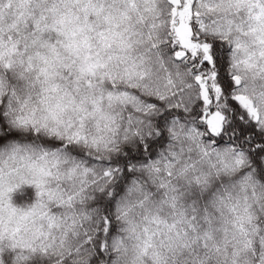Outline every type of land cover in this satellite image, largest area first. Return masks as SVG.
I'll return each mask as SVG.
<instances>
[{"label":"clouds","instance_id":"1","mask_svg":"<svg viewBox=\"0 0 264 264\" xmlns=\"http://www.w3.org/2000/svg\"><path fill=\"white\" fill-rule=\"evenodd\" d=\"M156 2L162 4L163 0ZM0 4L4 5L0 8L4 51L0 82L8 95V100L0 96V105L10 101L13 117L37 121L52 108L55 115L48 119L49 127H60L67 134L82 131L89 137L81 159L92 169L73 171L71 162L65 161L49 164L41 174L21 159L22 153L13 156L0 146V172L13 186L8 194L13 207L42 204L56 217L50 227L39 215L20 221L5 212L0 264H80L76 232L83 233L84 228L73 229L71 217L79 215L92 195L108 183L100 184L101 169L91 161L123 154L132 140L131 134L127 139L125 134L135 131L137 120L146 119L130 105L110 101L108 93L139 91L128 86L134 65L137 72L151 69L152 78L143 82L155 84L158 69L146 56L152 17L144 11L145 0H100L105 13L115 18V27L109 29L104 13L86 17L91 30L83 35L105 61L92 76L81 72L80 59L57 43L61 39L59 17L82 15L79 5L65 0H30L27 18L10 24L4 12L6 0ZM121 12L127 13L123 19ZM75 26L73 21L63 27ZM13 31L15 38L10 34ZM100 31L105 33L107 46L98 36ZM80 39L78 34L77 45ZM51 64L55 67L46 80L42 69ZM240 74L245 86L264 89V71L242 66ZM52 84L58 89L45 92ZM107 114L116 116L115 124L104 119ZM158 151V165L151 171H138L133 178L136 182L130 180L119 190L118 216L113 208L119 239L109 264H264V178L255 172L229 169V153L219 158L202 156L194 142L179 131ZM31 158L43 163L36 153ZM22 189L32 193L24 203L14 196ZM17 226L20 230L13 233Z\"/></svg>","mask_w":264,"mask_h":264},{"label":"snow or ice","instance_id":"2","mask_svg":"<svg viewBox=\"0 0 264 264\" xmlns=\"http://www.w3.org/2000/svg\"><path fill=\"white\" fill-rule=\"evenodd\" d=\"M65 2L79 5L82 15L59 17L61 39L57 43L69 55L80 59L81 72L94 76L105 61L92 51L93 45L83 35L91 30L86 17L104 13L110 30L115 27V18L105 13L100 0ZM3 7L0 4V8ZM144 11L152 17L149 33L152 39L146 56L158 69L157 79L154 85L144 83L145 79L152 78L151 69L137 72L134 65L128 86L139 91L108 93L110 101L130 105L146 119L137 120L135 131L130 129L125 134L126 139L131 134L132 140L123 154L116 152L106 160L91 161L101 169L100 184L108 183L92 195L91 203L79 215L71 217L73 229L84 228L83 233L76 232L80 264H109L119 239L113 216L114 207L119 215V190L130 180L135 183L133 178L138 171H151L158 165L155 159L159 156L158 150L177 131L193 141L202 156L219 158L229 153L232 159L229 169L255 172L264 178V89L245 86L240 74L242 66L264 71L261 63L264 61V0H163L162 4L145 0ZM241 11L246 18L240 17ZM126 15L121 12L120 18ZM73 21L76 26L72 29L63 27ZM78 34H81L79 45L75 40ZM98 36L107 46L105 33L100 31ZM3 55L0 44V60ZM140 63H144V57L140 58ZM54 67L51 64L42 69L46 80L50 68ZM58 87L52 84L44 91H56ZM5 89L6 85L0 82V96L8 100ZM47 111L48 115L37 121L13 117L10 101L6 106L0 105V146L13 156L22 153L21 159L41 174L49 164L65 161L71 162L73 171L92 170L81 159L83 149L89 147V137L82 131L67 134L60 127H49L47 121L55 112L52 108ZM104 119L112 125L117 118L107 114ZM33 153L42 164L32 160ZM12 192L13 186L0 172V234L5 231V212L20 221L39 215L49 221L50 227L55 223L56 217L42 204L13 207L8 199ZM31 195L30 190L22 189L15 199L22 201L30 199ZM71 199L68 197L67 202ZM19 230L17 226L11 231Z\"/></svg>","mask_w":264,"mask_h":264},{"label":"trees","instance_id":"3","mask_svg":"<svg viewBox=\"0 0 264 264\" xmlns=\"http://www.w3.org/2000/svg\"><path fill=\"white\" fill-rule=\"evenodd\" d=\"M30 11V0H6V7L4 8V12L6 13V19H8L9 23H13L19 19H25L28 16ZM13 38H15V31L10 33ZM7 39V37H5ZM17 194H21V190L14 193L16 197ZM28 199L19 201L20 203L26 202Z\"/></svg>","mask_w":264,"mask_h":264},{"label":"rangeland","instance_id":"4","mask_svg":"<svg viewBox=\"0 0 264 264\" xmlns=\"http://www.w3.org/2000/svg\"><path fill=\"white\" fill-rule=\"evenodd\" d=\"M240 17H242V18H246V14H245L243 11H241V12H240Z\"/></svg>","mask_w":264,"mask_h":264}]
</instances>
